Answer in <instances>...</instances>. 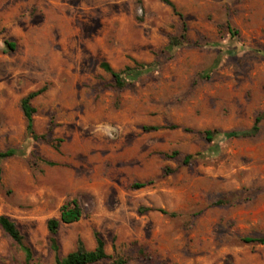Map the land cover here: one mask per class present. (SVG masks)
<instances>
[{"label":"rangeland","instance_id":"1","mask_svg":"<svg viewBox=\"0 0 264 264\" xmlns=\"http://www.w3.org/2000/svg\"><path fill=\"white\" fill-rule=\"evenodd\" d=\"M170 1L176 12L162 0H0V152L22 151L0 161V216L29 264H53L47 221L72 199L82 216L58 230L62 257L92 250L97 232L109 256L97 264H264V245L241 242L264 235V0ZM103 62L152 69L117 88ZM42 87L34 140L20 100ZM256 117V136L216 139L217 156L182 165L210 151L202 131ZM163 125L179 128L143 130ZM0 264H25L1 230Z\"/></svg>","mask_w":264,"mask_h":264},{"label":"trees","instance_id":"2","mask_svg":"<svg viewBox=\"0 0 264 264\" xmlns=\"http://www.w3.org/2000/svg\"><path fill=\"white\" fill-rule=\"evenodd\" d=\"M168 7H170L174 12L176 8L170 0H162ZM187 26L185 23L182 24V31L179 36L171 37L170 41L166 47V50L173 52L177 50L187 41L186 36ZM7 47L11 50L13 49V44L6 43ZM101 68L109 73L113 80L114 85L117 88H123L127 83L136 81L142 75L148 73L152 66L150 64L135 63L133 67H125L122 71H114L108 63H101ZM217 63H214L212 67H216ZM212 70V69H211ZM46 91V87H42L36 91H33L27 94L20 100V110L22 112L23 118L25 120V130L26 133L34 140L38 138H43V136H38L35 133L33 127V117L36 113L35 108L32 106V101L39 95L43 94ZM260 117H256L254 124L248 130L244 131H234L228 133H222L218 130H204L202 131L203 138L205 141L212 143L210 151H205L203 153H197L195 155H186L182 158V165H189L192 161L198 158H214L219 154V147L216 144V141L225 140L227 138H252L256 136L260 130L259 123ZM179 126L176 125H163V126H149L143 127L144 131H158L162 129H178ZM186 132H191L189 129H183ZM217 139V140H216ZM22 151L16 149H8L0 152V161L11 158L17 155H21ZM178 156L177 152L172 153V157L175 158ZM145 186V183L135 185V188H142ZM164 213V212H163ZM166 214V213H164ZM82 216V208L77 200L72 199L71 201L66 202L62 205L60 209V214L58 218H51L47 221V230L49 234V244L50 249L54 254L53 264H97L109 258L106 253V244L99 233H94L95 246L92 250H87L79 243L77 248L66 254L65 256H60L59 254V243L57 240V233L59 228L62 225H71L80 220ZM0 230L8 236L25 254V264H29L32 258L30 249L24 245L23 236L19 230L17 223L8 217L1 215L0 216ZM241 242L244 244H258L264 245V235L258 237H243ZM111 264H127L126 261L121 258H115Z\"/></svg>","mask_w":264,"mask_h":264}]
</instances>
